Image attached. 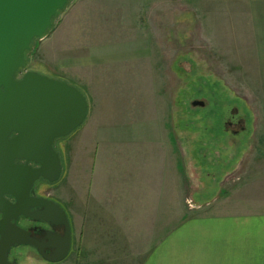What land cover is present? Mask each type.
I'll use <instances>...</instances> for the list:
<instances>
[{
	"label": "crops",
	"instance_id": "0c3cea01",
	"mask_svg": "<svg viewBox=\"0 0 264 264\" xmlns=\"http://www.w3.org/2000/svg\"><path fill=\"white\" fill-rule=\"evenodd\" d=\"M37 48L34 71L88 103L53 194L75 264H264V211L233 210L221 184L202 218L180 224L179 108L157 97L190 63L214 77L205 86L264 93V0H74Z\"/></svg>",
	"mask_w": 264,
	"mask_h": 264
},
{
	"label": "water",
	"instance_id": "95a60500",
	"mask_svg": "<svg viewBox=\"0 0 264 264\" xmlns=\"http://www.w3.org/2000/svg\"><path fill=\"white\" fill-rule=\"evenodd\" d=\"M71 1L0 0V264H18L8 259L12 248H32L48 264L63 262L72 248L66 210L32 194L41 182L60 180L63 164L56 142L83 125L88 103L69 83L25 71L33 41L46 38ZM19 220L49 230L32 236L17 226Z\"/></svg>",
	"mask_w": 264,
	"mask_h": 264
},
{
	"label": "rangeland",
	"instance_id": "374dc122",
	"mask_svg": "<svg viewBox=\"0 0 264 264\" xmlns=\"http://www.w3.org/2000/svg\"><path fill=\"white\" fill-rule=\"evenodd\" d=\"M73 2L74 0L71 4ZM39 44L36 41L32 45L26 71L39 69L42 64V60L37 58ZM180 56L182 63L186 59L185 56ZM174 72L175 84H178L175 87L177 92L161 93L157 97L167 101V104L174 100L173 106L179 108V114L177 109L174 110L175 122L172 129L179 132L177 144L180 152V224L185 223L186 219L202 218L207 207L205 202L217 194L220 184L225 192V201L233 210L264 211V175L259 177L258 174L259 170H264V93L221 92L219 89L223 87L205 86L215 82L210 83L214 81V77L201 64L196 67L190 63V70L181 67ZM213 89L218 90L211 92ZM150 98L151 95L148 96ZM193 102H202L203 106H193ZM233 118L243 120L244 130L236 136L225 126V122ZM165 122L170 124L167 120ZM66 141H57L60 153ZM232 165L234 167L223 175ZM221 169L224 173H221ZM48 186V189L40 186L38 192L44 191L45 195L58 202L53 194L59 191V185L54 183ZM239 188L244 191L242 194L238 193ZM242 198L243 201L258 204L241 203ZM237 202L240 203L239 206L236 205ZM68 218L71 225V219L69 216ZM14 256L18 264H45L40 262L37 253L34 254L26 247L20 248ZM74 258L75 254L70 251L68 261L63 264H75L72 261Z\"/></svg>",
	"mask_w": 264,
	"mask_h": 264
},
{
	"label": "flooded vegetation",
	"instance_id": "af4514ba",
	"mask_svg": "<svg viewBox=\"0 0 264 264\" xmlns=\"http://www.w3.org/2000/svg\"><path fill=\"white\" fill-rule=\"evenodd\" d=\"M225 126H226V129H231V133L232 135H238L240 132H242L244 130V127H243V120L241 119H229L225 122ZM57 143L56 142V146H57ZM32 167H35V166H32ZM40 186H43L44 189H48L49 186L47 183H44V182H41L40 183ZM52 186V185H51ZM32 196L34 197H38V198H44V199H50V200H53L52 198H49L47 195L44 194V191L43 192H38V189L34 191V193L32 194ZM7 199L13 203L14 201L7 197ZM55 201V200H54ZM57 202V201H55ZM58 203V202H57ZM60 204V203H59ZM61 206V204H60ZM62 207V206H61ZM0 219H1V216H0ZM17 226L23 228V229H26V230H29L30 234L32 236H41L42 234L45 235V231L44 230H49V228L44 225V224H35V223H31V222H27V221H23V220H19L17 223ZM60 230L57 228L56 229V232H59ZM22 248V247H21ZM27 249L31 250L34 254H36L35 250L32 249V248H29V247H26ZM20 248H17V249H14L12 248L11 251L9 252V256H8V259L11 261L14 259V255L17 254L18 250ZM40 260V259H39ZM40 262H43L46 264V262L40 260ZM48 264V263H47Z\"/></svg>",
	"mask_w": 264,
	"mask_h": 264
},
{
	"label": "trees",
	"instance_id": "16d2710c",
	"mask_svg": "<svg viewBox=\"0 0 264 264\" xmlns=\"http://www.w3.org/2000/svg\"><path fill=\"white\" fill-rule=\"evenodd\" d=\"M70 3V2H69ZM69 3H68V5H69ZM61 14V12H58V14H57V16L55 17V19L53 20V25H54V22H55V20L58 18V16ZM37 40H34L33 41V44H34V42H36ZM32 44V45H33ZM32 48V47H31ZM32 50V49H31ZM31 52V51H30ZM30 52H28L27 54H26V57H27V59H28V57H29V54H30Z\"/></svg>",
	"mask_w": 264,
	"mask_h": 264
}]
</instances>
